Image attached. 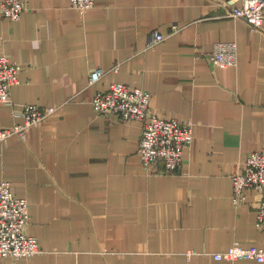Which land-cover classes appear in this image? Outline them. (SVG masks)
<instances>
[{
	"label": "crops",
	"instance_id": "obj_1",
	"mask_svg": "<svg viewBox=\"0 0 264 264\" xmlns=\"http://www.w3.org/2000/svg\"><path fill=\"white\" fill-rule=\"evenodd\" d=\"M20 1L19 20L0 14V55L19 70L0 129L27 105L58 109L0 141V181L26 199V233L41 250L0 264H259L212 254L264 247L261 192L237 205L231 180L264 149V22L224 17V4L242 0H96L83 14L69 0ZM156 32L165 39L147 47ZM223 43L234 51L226 67L210 60ZM99 67L106 73L88 85ZM113 82L191 127L178 172L141 166V123L95 114L92 97Z\"/></svg>",
	"mask_w": 264,
	"mask_h": 264
},
{
	"label": "built area",
	"instance_id": "obj_2",
	"mask_svg": "<svg viewBox=\"0 0 264 264\" xmlns=\"http://www.w3.org/2000/svg\"><path fill=\"white\" fill-rule=\"evenodd\" d=\"M96 0H69L71 8L83 14L95 6ZM226 7L224 17L241 18L250 28L262 29L264 22V0H242L240 6ZM25 11L20 0H2L0 14L10 21L19 20ZM165 39L160 33H154L147 47L153 46ZM233 47L229 44L215 46L210 57L217 66L234 64ZM114 68L113 71H117ZM17 66L10 59L0 55V103H10V91L18 83ZM106 73L99 67L89 75L88 85L100 80ZM150 95L140 88L131 89L119 82L110 83L106 91L94 94L91 104L98 117H114L123 121L141 123V138L138 147V158L141 166L150 173L171 175L179 171L184 152L193 142L191 127L182 124L177 119H163L149 112ZM57 107L42 108L37 105H27L19 113L21 122H16L10 128L0 129V141L16 135H22L26 130L44 122L46 118L57 111ZM161 165V168L158 166ZM233 183V200L241 204L245 191L253 189L261 192L260 203L256 213V225L264 230V149L250 154L242 163L240 172L231 176ZM29 223V207L26 199L17 198L11 184L0 181V258L29 257L41 252L38 241L26 233ZM217 261L254 260L264 263V247L241 246L234 244L225 251L212 254Z\"/></svg>",
	"mask_w": 264,
	"mask_h": 264
}]
</instances>
